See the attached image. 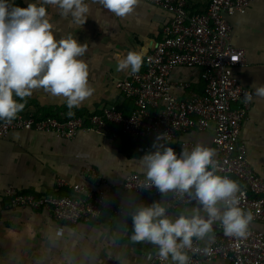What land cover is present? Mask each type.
<instances>
[{"label": "crops", "instance_id": "1", "mask_svg": "<svg viewBox=\"0 0 264 264\" xmlns=\"http://www.w3.org/2000/svg\"><path fill=\"white\" fill-rule=\"evenodd\" d=\"M16 5L27 7L32 0H14ZM89 19L77 26L71 16L65 18L59 10L49 6L51 21L57 38L73 35L88 45L83 57L90 66V84L94 92L79 108V113H101L109 105L116 104L130 114L135 109L131 99L124 97L118 87L120 80L131 75L128 71H116L115 54H127L136 50L148 53L154 50L163 37V28L171 13L148 0H139L133 14L117 17L99 4H91ZM210 0H189L191 11H204ZM232 23V42L246 50L247 62L234 69L243 85L251 88L254 82L264 83V0H256L248 8L228 16ZM145 63V60H144ZM144 69V64L141 70ZM173 92L181 99L193 93H203L205 82L197 67L178 66L171 75ZM24 110L37 114H57L70 117L62 98L53 97L43 89H36L26 98ZM59 115V116H58ZM110 133L79 131L72 138H64L51 132L13 130L0 137V264H154L155 245L131 240L133 234L132 212L138 206L160 202L167 207L166 198L153 193H138L122 188V183L132 172L146 174L141 160L148 152L157 149L156 139L131 140L118 125H110ZM216 125L204 131L196 128L173 142H160L172 147L179 155L182 140L211 147ZM242 140L248 148V160L253 169L264 177V99L253 97L248 117L242 125ZM150 147V151L145 146ZM95 167L113 185L115 200L124 205V214L103 211L89 223L71 224L55 220L45 211L27 207L9 206L5 191L13 186L20 191L53 193L57 182L63 178L69 182H85V167ZM58 192L69 194L71 189ZM194 192V189H193ZM221 211L224 205H218ZM168 208V207H167ZM202 205L193 198L176 210L168 208V215L176 218L190 214ZM220 221L213 223V232L201 243L214 238ZM254 226L264 231V224ZM195 238V237H194ZM196 239V238H195ZM151 253L152 259L147 255ZM204 264H231L224 259H213Z\"/></svg>", "mask_w": 264, "mask_h": 264}, {"label": "built area", "instance_id": "2", "mask_svg": "<svg viewBox=\"0 0 264 264\" xmlns=\"http://www.w3.org/2000/svg\"><path fill=\"white\" fill-rule=\"evenodd\" d=\"M148 1L168 10L171 18L163 28L162 39L147 54L144 69L118 83L124 97L135 104L130 114L116 104L105 107L101 113L70 117L24 110L11 123L0 121V137L22 129L72 138L79 131L110 133V125L114 124L133 141L156 139L167 134V142H173L194 128L204 131L215 124L213 142L217 150L214 157L217 174L238 182L243 193L240 207L250 210L253 220L246 238L226 236L220 224L209 243L193 238V249L198 250L185 251L190 264H204L216 258L231 264H264V231L254 226L255 223L264 224V177L251 166L247 145L241 137L242 125L253 100L245 101L244 97L246 93L254 92L243 85L234 72L236 67L247 62V57L246 50L232 42V23L228 18L256 0H210L204 11H191L189 0ZM178 66L201 70L205 82L203 93L181 99L173 92L170 75ZM181 140L183 149L190 151L196 146L191 140ZM145 149L150 151L148 145ZM82 175L85 182L59 179L57 191L53 193L20 191L10 186L5 194L9 197L10 207L45 211L55 220L71 224L93 222L103 211L125 213L124 205L113 196L114 185L95 167H85ZM65 187L71 189V193L58 192ZM122 188L164 196L170 210H176L191 199L188 193L182 194L178 190L161 193L156 187H149L146 174L139 172L129 174ZM207 247L211 248L210 253L204 251ZM153 263L171 264V261L161 262L155 254Z\"/></svg>", "mask_w": 264, "mask_h": 264}, {"label": "clouds", "instance_id": "3", "mask_svg": "<svg viewBox=\"0 0 264 264\" xmlns=\"http://www.w3.org/2000/svg\"><path fill=\"white\" fill-rule=\"evenodd\" d=\"M91 4L126 17L134 13L139 0H91ZM49 6L58 9L62 17L71 16L77 26L83 25L91 12L89 0H32L27 7L16 5L14 0H0V121L11 123L17 119L26 107V98L36 89L62 98L68 116L93 95L90 66L83 59L88 45L71 34L57 38ZM114 58L116 71L136 74L144 64L145 53L117 52ZM251 88L254 93H246L245 101H251L253 96L264 99V83L254 82ZM167 140V134L157 136L153 145L157 150L141 160L148 186L161 193H188L202 205L207 218L200 208L171 218L168 208L160 202L138 206L132 212L131 240L155 245L161 262L170 259L171 264H190L185 249H193L194 237L205 239L213 232V223L220 221L226 236L246 238L253 213L240 207L243 193L238 182L217 174L213 148L197 144L178 155L172 147L160 143ZM204 251L210 253L211 248ZM147 259H152L151 253Z\"/></svg>", "mask_w": 264, "mask_h": 264}, {"label": "trees", "instance_id": "4", "mask_svg": "<svg viewBox=\"0 0 264 264\" xmlns=\"http://www.w3.org/2000/svg\"><path fill=\"white\" fill-rule=\"evenodd\" d=\"M91 114V113H90ZM89 113H79V115H90ZM127 114V113H126ZM49 116H57V114H47ZM59 116V115H58Z\"/></svg>", "mask_w": 264, "mask_h": 264}]
</instances>
